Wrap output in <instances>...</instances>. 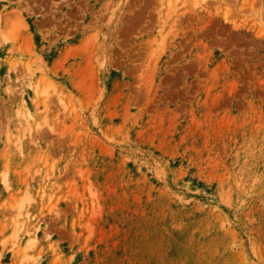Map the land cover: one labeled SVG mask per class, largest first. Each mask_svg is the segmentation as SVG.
<instances>
[{"label": "rangeland", "instance_id": "1", "mask_svg": "<svg viewBox=\"0 0 264 264\" xmlns=\"http://www.w3.org/2000/svg\"><path fill=\"white\" fill-rule=\"evenodd\" d=\"M0 264H264V0H0Z\"/></svg>", "mask_w": 264, "mask_h": 264}, {"label": "bare ground", "instance_id": "2", "mask_svg": "<svg viewBox=\"0 0 264 264\" xmlns=\"http://www.w3.org/2000/svg\"><path fill=\"white\" fill-rule=\"evenodd\" d=\"M168 2H169V5H170L171 0H168ZM37 87H38V85H36V89H35L36 92L38 91V90H37ZM39 90H40V89H39ZM38 92H41V91H38ZM38 96H39V95H38ZM22 117H23V120L26 122V124L29 123V122L32 120V115H31V114H24ZM32 121H33V120H32ZM26 124H25V125H26ZM20 225H21V224H20ZM24 225H25V224H24ZM21 227H22V226H21ZM18 228H20V226H19ZM24 230H25V229H24ZM26 233H27V236L30 237V235H31V234H30V231L27 230ZM33 237H34V235H33Z\"/></svg>", "mask_w": 264, "mask_h": 264}]
</instances>
